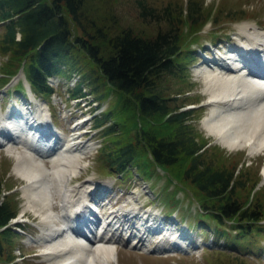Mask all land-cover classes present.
Here are the masks:
<instances>
[{
	"label": "trees",
	"instance_id": "obj_1",
	"mask_svg": "<svg viewBox=\"0 0 264 264\" xmlns=\"http://www.w3.org/2000/svg\"><path fill=\"white\" fill-rule=\"evenodd\" d=\"M137 3L142 17L164 20L167 26L148 36L130 26L109 33L92 17L85 0H0V23L4 28L0 51L8 56L2 72L15 74L25 62L27 78L44 95L53 92L46 83L48 75L71 77L80 73L82 80L73 95L82 92L83 84L93 88L100 98L114 88L122 99L105 114V118L114 119L115 126L103 133L110 139L99 150L103 166L123 176H131L136 168L147 177L152 176L155 165L164 169L180 167L182 173H173L174 178L195 186L202 208L218 222L216 237L228 241L236 237L248 244L264 229L263 194L255 202L239 198L237 189L247 182H238L234 168H220L215 159H208L210 150L214 155L218 148L206 147L203 138L198 141L195 128L187 123L194 110L181 111L179 99L170 98L162 88L168 77H183L186 60H181L192 55L183 51L182 24L197 29L200 23L213 19V10L204 8L201 0H188L187 6L169 1L162 8L147 0ZM79 56L87 58L91 66H80ZM12 64L16 66L13 70ZM126 113L127 119L123 117ZM137 119L145 125L139 127ZM168 181L173 183L174 179ZM2 192L0 183V229L17 215ZM226 220L238 231L233 238L221 227ZM16 235L9 226L0 232V256ZM13 258L8 254L6 259Z\"/></svg>",
	"mask_w": 264,
	"mask_h": 264
},
{
	"label": "rangeland",
	"instance_id": "obj_2",
	"mask_svg": "<svg viewBox=\"0 0 264 264\" xmlns=\"http://www.w3.org/2000/svg\"><path fill=\"white\" fill-rule=\"evenodd\" d=\"M169 1H177L180 4H183V6H187L188 2V0H147L148 4L156 6L157 8H162V6L167 4ZM201 1H204V8L207 9L211 7L214 17L213 19H209L203 23H200L197 29L196 26L191 29V25L189 26L188 23L182 24L183 51L185 53L190 52L192 55L187 59L181 60V62L186 60L183 62L185 67L182 70L183 73H181L183 77H168L162 83V88H166V93L169 94L170 98L179 99L181 111L195 107L193 117L191 116V120H188L187 123L195 128V134L197 133V135H199L198 141L203 138V140L207 142L206 146L212 145V147L216 146L218 148V152L214 153V155H210L212 153V150H210V154L207 155L210 156L208 159H215L216 164L219 165L220 168H222L221 166L231 169L234 168L237 173V178L239 179L238 182H247L244 187H239L237 189L239 198L244 202L248 201V199L249 201L252 200V202H255L258 196L263 194L260 197L261 201L264 203V175H262L264 172V153L260 154L259 152L258 154L251 155L248 150H230L227 147L226 149L215 136L208 133L203 124V119L211 111V109L207 106V102L210 99L207 92L205 91L206 81L204 83L205 79L199 77L196 72L192 74L193 71L197 69V67H205V65H202V58L198 56V54L202 55L203 52L198 54L195 53L202 49L206 44H209V42L212 44L217 43V36H221L222 40H228L230 36L229 33H235V36H239L241 35L240 28L244 25L253 26L264 32V0ZM85 5L95 21L104 25L105 28L108 29L109 33L118 31L123 26H130L136 32L148 36L154 35L159 28L167 26L164 20L160 22L152 18L146 19L142 17L137 0H85ZM219 11L220 14L218 16L217 14ZM244 17L245 19L237 20ZM215 18H217V21H215ZM233 29L236 31H233ZM78 31L80 34L81 30L78 29ZM3 34L4 28L0 23V41ZM237 48L239 47H236L235 49ZM186 49H189L190 51H185ZM218 55L219 57L224 58L223 55H225V49H219ZM79 58H81L80 66L86 68L91 64L90 61H87V58H83V56H79ZM6 62H8V56L3 55L0 51V113L2 114H5L10 109L15 112L13 109L15 106V99L13 98H21L15 95V93H12L14 90H11L10 93L8 92V89L18 81H15L14 78L11 79L12 75L7 74L8 71H6L5 74L2 72V67ZM12 65L13 70L16 68V66H14V64ZM215 66L216 69L210 66L205 67L208 69V71L205 69L200 70H205L210 74L221 73V69L217 68L218 65L216 64ZM1 74H3L4 77H2ZM222 74H224V72H222ZM21 78L24 79V76ZM10 79L12 81L10 86L1 87L6 81H9ZM78 79L79 78L76 76L75 82ZM107 85L109 84L107 83ZM67 86L68 85L63 84L61 87L57 86L56 93L53 95V98L48 97L46 104L47 111H49V113L52 115V118L55 120L58 126L62 127L65 131H67V127H69L72 124L71 122H73L70 118L71 115L89 118L90 112L94 111L91 107L93 105H90V98H93L94 95L89 89H87L86 92L88 94L87 101L85 102L83 100L77 105L75 99L70 100V87L67 88ZM104 86H102V90ZM38 99H43L42 95ZM121 99L120 93L116 92V94L110 93V97H106V99L102 102L104 106H109L112 108L113 104H117V100L119 101ZM84 103H86V106ZM40 105L43 106V102H41ZM183 106H185V108H183ZM64 107L66 109H64ZM20 109L22 110V106H20ZM129 113H131V110ZM123 117L127 119V113ZM94 121L95 119H92L91 117L90 121L86 122L85 128H83L82 125L79 127L77 133L78 140L89 144L90 149L82 161V164L84 165L83 169L77 170L75 172L72 184L77 185L80 181H83V179L87 177L92 178H88L85 181L97 179L101 185H104L103 190H105L106 186L105 194L102 190H100V192L102 191L104 194L103 195L101 193V196L109 198L112 203L115 201L114 204L117 202L115 204L116 208H119L120 204L123 203V201H126L121 205H124L126 209H130L132 215L139 213L137 208L138 206L142 207L143 203L151 204L152 207L146 212H152V216L158 219L161 225H159V227L163 229L159 234H157V236H154L152 233L159 231V229H149L150 232H147L146 229H144L143 232H140L136 229L142 236L148 239V243L151 248L157 249V251L152 254H143L140 253L141 251L138 249H131L122 245L118 247V243L120 241L116 242V245L119 249L117 264H264V229L259 232V234L256 233L253 236L252 241L249 240L248 244H243V240L240 243L236 237H234V233H236V231L232 229V232H228L231 234V238L234 237L231 241L217 239V237L214 235V231L212 233V230L209 229V226L214 225V221L210 219L202 221V215L199 214V192L195 186H193L192 183L187 180H182V183H180V181L174 178L173 173H182L180 171V167H171L170 169H167L169 171L156 168L155 172L153 173V177L151 178L144 176L141 172L136 170V168H133L132 176L130 177L129 175L118 177L119 174L117 175L115 173H111L109 169L105 168L101 162V159L97 155V152L100 148V143L103 142L104 146L109 142L110 139L107 140L106 138H101L100 132L103 130H95L90 128L92 125L91 123ZM136 121L139 123L141 122L143 126L145 125L140 119H137ZM81 128H83V130ZM68 131L70 132V135H66L67 137L65 139H68V137L73 134L71 132H74L71 127H69ZM84 133V138H87L91 143H87L84 138L80 137ZM210 137H212L214 140L210 139ZM16 139L18 140L17 137ZM0 141V144L2 145L7 143V140L2 137H0ZM217 142L223 146L217 144ZM10 145L15 146L13 147V150H9V147H0V151L2 150L0 152V183L4 195L7 196V199L10 200L12 206L17 210L18 216L25 214L20 218L28 222L25 223L27 225V230L21 229V233L14 236L12 243L5 247L6 251L4 255L0 256V264H11L5 260L8 257V254H11L17 259V261H14L13 264H52L51 261L41 255L47 245L46 243H41L38 238L44 231L41 218L34 216V214L29 210H26V213H23L22 211V209L25 208L27 202L22 190L28 181L23 179L16 173V171H14V165L16 162L14 156L17 152H23L24 148L20 144ZM93 151L94 153L91 154ZM88 156L90 158L85 161ZM88 162L90 163L89 167L86 165ZM169 178L174 179L173 183H169ZM92 181L96 182L95 180ZM95 187V185L91 187V193L94 191ZM160 190H162L163 195L159 193ZM145 191L147 194H145ZM172 192H176L177 197L182 200L179 204V207L169 206L168 200L170 199ZM114 195L117 197L113 198ZM119 195H122L121 199L118 198ZM156 196H158L157 201H159L161 197L160 202H156ZM125 197L127 198L125 199ZM87 201H91L92 203L94 199L89 196ZM54 204L55 211H59L60 207L57 206L58 202ZM114 209L109 203L105 209H102V211L106 210L111 212ZM169 210L172 212V217H177L178 219L184 221V224H186L189 228V231L186 229L185 231L189 232L193 240H197L193 242H197L198 245L192 249L197 248L199 244L203 242H208L211 246H204V249L200 248L197 254H186L179 252L177 256H169L174 255V253L160 256L161 254L158 252L159 250L163 248L175 247L172 245V243L170 244L168 242L170 237L178 239L181 237L178 233H175L173 229L171 231L166 226H162L164 225L163 221L165 223L167 222V220L164 218V215H167ZM161 211L164 214H162ZM159 218L162 220H159ZM114 221L117 222L116 220ZM140 221H142L144 224H147L145 220H139L136 223H141ZM262 224H264V221H262ZM38 227L40 228V231ZM116 227H118V224H116ZM12 231H15V229L12 228ZM30 232L33 237L38 233L34 237V242L37 244L30 241L28 238L27 234ZM110 232L112 234V231ZM116 234L122 235V231L117 230ZM183 235L186 234L183 233ZM163 251L171 252L174 250Z\"/></svg>",
	"mask_w": 264,
	"mask_h": 264
},
{
	"label": "bare ground",
	"instance_id": "obj_3",
	"mask_svg": "<svg viewBox=\"0 0 264 264\" xmlns=\"http://www.w3.org/2000/svg\"><path fill=\"white\" fill-rule=\"evenodd\" d=\"M240 33V38L245 40L246 44L243 48L235 49V54L225 50L223 56L229 62L225 66L217 67L221 69V73L210 74L202 70L206 81L205 91L210 99L207 106L211 109L203 119V124L208 133L215 136L224 146L219 142L217 144L230 150H248L251 155L259 152L263 154L264 80L244 76L242 69L238 71L234 68H239L242 63H245L256 73L264 72V32L253 26L244 25L241 26ZM258 54L263 58H257L258 63L255 62L257 66L247 65L255 61L254 55ZM40 103L37 102L36 108L31 110L29 115L17 117L20 113L17 116L14 114L16 116L14 120L8 117L12 116V111L8 112L7 120L0 113V135L7 140L4 145L19 143L24 148L23 152H17L14 156L16 159L14 171L28 181L22 190L27 199L26 206L22 209L23 213L29 210L34 216L41 218L44 231L38 238L41 243L47 244L41 255L52 264H117L119 249L116 242L119 241L116 233L120 229L116 227V224L120 226V220L128 223L129 219L120 217L115 222L117 215L113 214L121 209L131 214V210L126 209L124 205H120L118 209L115 208L111 212L104 210L105 217L101 222L103 230L94 225L95 223H91V227L94 228L92 241L83 238L86 237L84 234H75L77 216L81 215L79 212H89L88 204L96 208L98 205L96 199L100 198L102 191L105 194V190L100 192V189L97 190L95 187L91 193V187L96 186L93 179L77 185L72 184L75 172L83 169L82 161L90 149L89 144L78 140L77 133L82 124L77 123L76 126L71 127L74 132H71L73 134L67 141H64L65 138L62 136H56L55 140L59 139V141L47 145L48 142L42 139L46 134L45 120H48L46 118L48 114ZM210 139L213 138L210 137ZM54 144L57 149L55 155L49 159L50 165L47 166V162L42 163L37 153L41 151L43 156L50 155L49 150L54 148ZM89 196L94 199L92 203L87 201ZM56 199L59 202V211H55ZM108 204L103 202L102 209H105ZM80 208L81 211H79ZM145 213L148 217L147 224L140 221L141 223H136L135 229L140 232L144 229L147 232H150L149 229H159L160 223L152 216L153 213ZM161 213L163 214L162 211ZM166 223L163 221L162 226H166L171 231L173 229L175 233L182 236L178 230V224H171L172 228ZM195 243L197 242L183 244V248L192 249L198 245Z\"/></svg>",
	"mask_w": 264,
	"mask_h": 264
}]
</instances>
